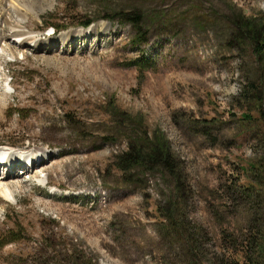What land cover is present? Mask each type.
Masks as SVG:
<instances>
[{
    "label": "rangeland",
    "instance_id": "374dc122",
    "mask_svg": "<svg viewBox=\"0 0 264 264\" xmlns=\"http://www.w3.org/2000/svg\"><path fill=\"white\" fill-rule=\"evenodd\" d=\"M24 5L0 0V143L43 161L10 178L25 185L0 202V264H251L264 234V0ZM13 27L38 47L2 41ZM69 31L85 34L67 46ZM154 132L180 192L162 166L125 161L131 144L149 159ZM172 212L191 238L174 236Z\"/></svg>",
    "mask_w": 264,
    "mask_h": 264
},
{
    "label": "trees",
    "instance_id": "16d2710c",
    "mask_svg": "<svg viewBox=\"0 0 264 264\" xmlns=\"http://www.w3.org/2000/svg\"><path fill=\"white\" fill-rule=\"evenodd\" d=\"M119 17L121 19H127V20H132V23L134 26H140L141 23L143 22V15L140 14H135L133 16H129V19L127 18V14H125L123 11L118 13ZM112 17V16H111ZM88 22L85 23V26H88L92 23ZM249 21L246 22V27L249 28L251 27V25L248 24ZM58 26V25H57ZM60 26H64V25H60ZM59 26V27H60ZM248 31H251V39L252 41L256 44L254 47L256 49L257 52H260V47L261 45H257L259 44L258 42V35H255L256 32L252 29H247ZM111 107H113L115 110H119L118 106L116 104L111 105ZM67 114V113H66ZM67 116V121H69L68 117H71L72 115H66ZM147 134H144V137L146 138ZM164 135H159L156 134L155 132L153 133V140L157 142V144H155L154 146H152L151 148H149V151L151 154L149 155V159L145 158V153L143 150L140 149V145L138 144H131L130 149L126 155H125V161L130 163V162H136L135 165H155V166H162L163 169H155V167H152V169H155V172H160L161 174L167 176V177H171L174 180V183L176 182V186L175 188H173L172 190L175 192H180L181 191V183H182V176H181V166L179 164V162H177V159L174 156V153L171 152L170 150V145L169 143H164ZM174 156V158H173ZM247 166H250L252 168H257V165H253L251 163H248ZM74 171V168H73ZM263 183V182H262ZM258 183V190H264V183ZM250 187H247L248 189H253L255 186V183L253 181L250 182ZM175 213L172 212L170 216L167 215V218H165L166 222L168 225H170V229H173L174 232V236L175 235H179L180 237H184L186 239H189L192 237L191 234H189L187 232V229H183V226L181 224V222L177 221L175 218ZM16 232H19V230H17ZM259 231L252 233V243L254 241V245L257 246V249H255L253 254H249V250H246V256H248L249 260L251 262V264H259L260 263V259L257 258H263L264 257V234L260 233L259 235ZM19 235V234H18ZM20 236V235H19ZM17 237L12 238L11 240H9L7 243H10L12 241L17 240ZM51 248H55L53 245L51 246ZM22 254V253H20ZM30 255H24L22 254V256L19 255V260L20 261H26V259L29 257ZM72 258L75 259L77 258V256H75V254L72 253ZM74 261V260H72ZM90 261H93L92 259H90ZM33 263V262H32ZM22 264H25V262H23ZM47 264V263H44Z\"/></svg>",
    "mask_w": 264,
    "mask_h": 264
},
{
    "label": "bare ground",
    "instance_id": "6f19581e",
    "mask_svg": "<svg viewBox=\"0 0 264 264\" xmlns=\"http://www.w3.org/2000/svg\"><path fill=\"white\" fill-rule=\"evenodd\" d=\"M25 2H27V0H12L13 5L17 4V5H22L23 7H25V5H24ZM98 28H99L98 25H94V26L91 27V29H90V31L88 33L92 32L94 34H97L99 32ZM105 29H107V26L103 25V31ZM74 32L75 31H69V32H67L66 34H64L62 36V39H64L67 42V44H66L67 46L70 45L69 43L72 40V39H70V37H73V35H75L76 32H77V35H80V36L85 34V32L82 33L80 31H76L75 33ZM10 36L11 37H17L18 39L23 37L24 38L23 39V41H24L23 43H25L27 40H30V42L34 41V42H36V46L37 47H38L39 41H40V39H36L35 37L29 36L26 32H24V30H20V29H17L15 27H13L10 32L2 35V41L11 38ZM66 39H68V40H66ZM49 42H52V41H49ZM8 50H11V49L9 48ZM11 52H12V50H11ZM2 144H3V142L0 143V145H2ZM4 148H5L4 145H3V147H0V154L1 155L7 153L6 151H9L8 149H4ZM30 156L31 157L28 160L32 159L31 162H32V166L34 167V169H32V170H35L37 168L36 167L37 164L39 163V161L42 158H41V156L35 155V154H31ZM21 157L22 156H18V157L17 156L16 157H14V156L11 157L10 156L9 157L10 158L9 163L2 164L0 162V168L1 167H3V168L6 167V171L4 170V173H3L5 175L2 176L3 178H2V180L0 182V183L3 184L1 186H4V188H0V193H1L0 202L12 201L13 198L15 199V191H14L13 187L15 185H21L22 187L25 185V182L21 179L22 177H18L19 180H17V182L10 180V178L12 176H17L19 173H21V171H28L27 170L28 165L26 163H24V161L21 159ZM23 163H24L25 167H23ZM14 188H16V187H14Z\"/></svg>",
    "mask_w": 264,
    "mask_h": 264
}]
</instances>
